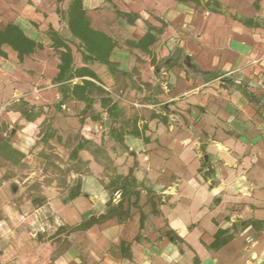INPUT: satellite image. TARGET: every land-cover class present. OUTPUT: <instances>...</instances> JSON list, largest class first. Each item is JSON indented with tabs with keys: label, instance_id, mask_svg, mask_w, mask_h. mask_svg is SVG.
I'll return each instance as SVG.
<instances>
[{
	"label": "crops",
	"instance_id": "obj_1",
	"mask_svg": "<svg viewBox=\"0 0 264 264\" xmlns=\"http://www.w3.org/2000/svg\"><path fill=\"white\" fill-rule=\"evenodd\" d=\"M217 1L219 13L203 1L82 0L91 26L119 43L113 70L101 76L91 65L97 85L123 98L112 125L105 113L83 115V103L62 101L53 82L59 61L46 30L69 38L63 3L0 0V28L12 23L42 46L22 60L3 47L0 57V148L23 155H0V264H264V0ZM116 10L139 19L129 25ZM146 22L161 29L149 52L125 46ZM167 59L181 65L159 68ZM24 108L44 113L26 122ZM81 139L89 150L70 159ZM38 161L59 173H19ZM129 172L134 189L108 195L110 179ZM110 199L112 218L71 230L104 215Z\"/></svg>",
	"mask_w": 264,
	"mask_h": 264
},
{
	"label": "trees",
	"instance_id": "obj_2",
	"mask_svg": "<svg viewBox=\"0 0 264 264\" xmlns=\"http://www.w3.org/2000/svg\"><path fill=\"white\" fill-rule=\"evenodd\" d=\"M107 2H112L113 0H105ZM179 3H192L195 6H199L201 1L203 5L208 8L213 13H219L220 3L217 0H175ZM58 3H64V9L61 11L62 20L66 25L69 38H63L56 31L48 27L46 34L50 38L52 44V50L58 57L57 72L53 79L55 85H58V89L62 96V101H75L83 103L84 107L80 113L83 115L89 113H97L98 117L101 113H105L108 118H110L112 125L121 116V109L118 107V103L113 100V98L104 91L101 84V80L96 74V72L91 68L93 63H98L104 65L110 70L114 69V66L109 61V56L111 51L116 48L119 43L112 37L108 36L104 32L95 30L90 23V18L87 16L86 11L82 7V0H57ZM257 0L253 2L255 5ZM116 16L121 18L129 25H134L139 19L137 13H127L116 10ZM240 23L248 28H259L260 25L256 21L254 22L252 18H244L240 20ZM147 32L137 41L126 40L124 45L141 51L142 53H148L150 46L156 42V37L151 32L156 34L161 33L160 28H155L149 25ZM164 25V24H163ZM3 47H8L10 50L17 54L19 60L22 58L30 56L34 53L36 49H42L40 44L31 40L24 35L22 30L12 24L8 23L2 28H0V57H6L3 52ZM72 47L75 48V53L81 59L82 66H75V55L72 53ZM174 65H181L180 62L170 63L169 67ZM217 74H208V79L217 78ZM246 95L245 90H242ZM97 103L98 110L94 109V105ZM26 122H32L43 115L42 109L33 111V109L24 108L19 111ZM97 117V118H98ZM152 115L151 118H154ZM99 119V118H98ZM164 122L167 121L166 118L162 119ZM83 122V121H81ZM128 123V121H126ZM125 122V123H126ZM135 124V123H133ZM120 130V129H119ZM110 134L113 136L117 143L123 145V133L117 131L115 128L110 129ZM131 136L139 137L135 126H132V130L129 132ZM45 137L41 135L42 141ZM45 140V139H44ZM91 142L86 139H81L76 146L70 152L69 158L75 159L78 152L88 149ZM0 155L4 160L11 161V156L17 157L14 162H20L23 155L17 151L10 149L6 144L0 148ZM206 163L203 162V168L206 167ZM208 174V172H206ZM135 182L131 177V172L126 176L116 175L112 177L106 185V191L108 195L112 196L117 191H130L134 189ZM80 195L79 186L77 185L74 191L70 192L68 195V200H73ZM108 209L106 213L99 217H90L88 220L82 222L80 225L72 228V231L76 230H87L93 225L100 224L109 218H112L115 213L116 207L111 206V199L107 203ZM1 219V216H0ZM220 232L216 234V238Z\"/></svg>",
	"mask_w": 264,
	"mask_h": 264
},
{
	"label": "rangeland",
	"instance_id": "obj_3",
	"mask_svg": "<svg viewBox=\"0 0 264 264\" xmlns=\"http://www.w3.org/2000/svg\"><path fill=\"white\" fill-rule=\"evenodd\" d=\"M61 7L64 8V3H63V6L61 4ZM250 12H252V8L251 7H250L249 10H247L245 8H242V13L243 14H247V13H250ZM94 70L97 71L98 73H100V75L102 76L103 75L102 72L104 70H106V67L104 65H101V64L97 63V64L94 65ZM106 93H108V92H106ZM108 95H110L113 98V100H115L117 102L118 101H120V102L123 101V98L121 97V95H115V94L111 95V92L108 93ZM50 157H54L53 158V161H54L57 156L51 155ZM169 163H171V160L169 161ZM47 165H48L47 163L44 165L42 162H39V161L34 166L32 164H29V165L28 164H24V166L20 168L19 173H22V174L25 173V172L27 173L28 169H30L29 172H33V173H35L37 175H43V174H46V173L47 174L48 173H50V174H55V173L58 174L59 173L57 166H53L54 164L53 165L51 164L50 166H47ZM38 184L39 183L35 182L33 185H38Z\"/></svg>",
	"mask_w": 264,
	"mask_h": 264
},
{
	"label": "water",
	"instance_id": "obj_4",
	"mask_svg": "<svg viewBox=\"0 0 264 264\" xmlns=\"http://www.w3.org/2000/svg\"><path fill=\"white\" fill-rule=\"evenodd\" d=\"M170 62V59H167L166 61H164L160 66L159 68H161L162 66H165L167 64H169ZM182 64L186 67V69L190 70V71H194L195 67L194 65L191 63V60L188 56H185L183 61H182ZM204 159L206 160L207 157H204ZM208 170L210 171V167L208 168Z\"/></svg>",
	"mask_w": 264,
	"mask_h": 264
},
{
	"label": "built area",
	"instance_id": "obj_5",
	"mask_svg": "<svg viewBox=\"0 0 264 264\" xmlns=\"http://www.w3.org/2000/svg\"><path fill=\"white\" fill-rule=\"evenodd\" d=\"M106 92L110 93L109 90H107L105 87H102ZM2 110H0V113H1Z\"/></svg>",
	"mask_w": 264,
	"mask_h": 264
}]
</instances>
